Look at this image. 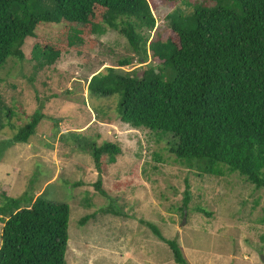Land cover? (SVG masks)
<instances>
[{"label":"rangeland","instance_id":"obj_1","mask_svg":"<svg viewBox=\"0 0 264 264\" xmlns=\"http://www.w3.org/2000/svg\"><path fill=\"white\" fill-rule=\"evenodd\" d=\"M148 1L156 18L151 36L158 32L165 38L174 36L166 15L174 9L187 13L192 10L187 3L196 0ZM63 29L39 25L22 46L24 58L9 57L0 71L1 106L4 113L13 112L9 123L3 116L0 130V195L19 198L26 192L32 200L43 191L45 199L69 205L65 264H177L145 222L176 240L188 264H264V187L256 188L236 171L224 168L213 175L175 161L155 132L120 121L117 95L90 94V77L105 67L141 74L150 62L140 63L119 32L87 36L82 31L77 49L66 46L53 64L35 71L33 45L64 43ZM124 57L131 63L118 65ZM37 108L44 117L34 135L13 143L11 126L27 122ZM103 140L121 148L102 173L107 196L95 190L92 158L79 149ZM187 185L190 199L184 206ZM107 204L120 213H102ZM88 214L93 215L79 224Z\"/></svg>","mask_w":264,"mask_h":264},{"label":"trees","instance_id":"obj_2","mask_svg":"<svg viewBox=\"0 0 264 264\" xmlns=\"http://www.w3.org/2000/svg\"><path fill=\"white\" fill-rule=\"evenodd\" d=\"M187 5L192 7L187 13L174 9L166 15L174 36L163 38L158 32L151 36L156 18L148 0H0V71L9 57L24 58L22 46L39 25H63L64 43H35L30 53L35 71L53 64L66 46L77 49L82 31L87 36L117 31L140 63L150 62L141 74L105 67L90 77V94L117 95L120 121L155 132L175 161L213 175L224 168L236 171L256 188L264 187V0ZM118 63L128 65L131 58ZM3 116L9 123L13 112L4 113L0 100V130ZM43 117L37 108L27 122L11 126V141L27 142ZM80 148L96 169L95 190L107 196L102 173L121 154L120 146L103 140ZM43 194L30 200L26 192L19 198L1 193L0 264L66 263L69 205ZM184 194L186 206L188 185ZM100 211L120 213L110 204ZM92 215L82 216L79 224ZM145 223L168 245L175 263L188 264L176 240Z\"/></svg>","mask_w":264,"mask_h":264},{"label":"water","instance_id":"obj_3","mask_svg":"<svg viewBox=\"0 0 264 264\" xmlns=\"http://www.w3.org/2000/svg\"><path fill=\"white\" fill-rule=\"evenodd\" d=\"M262 259L264 260V258L262 257Z\"/></svg>","mask_w":264,"mask_h":264}]
</instances>
